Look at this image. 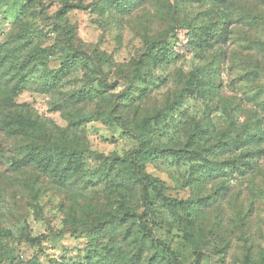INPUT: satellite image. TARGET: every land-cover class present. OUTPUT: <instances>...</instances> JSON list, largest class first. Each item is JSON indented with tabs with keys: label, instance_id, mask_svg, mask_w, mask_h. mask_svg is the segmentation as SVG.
Masks as SVG:
<instances>
[{
	"label": "rangeland",
	"instance_id": "1",
	"mask_svg": "<svg viewBox=\"0 0 264 264\" xmlns=\"http://www.w3.org/2000/svg\"><path fill=\"white\" fill-rule=\"evenodd\" d=\"M249 5L264 16V0H0V264H264V122L239 134L262 113L264 76L244 93L234 59L264 49ZM198 71L216 74L211 94L184 84ZM27 115L54 129L56 148L27 146L12 121ZM131 131L157 179L144 219L180 262L124 215L145 211L118 159L139 146ZM26 155L62 180L14 171Z\"/></svg>",
	"mask_w": 264,
	"mask_h": 264
},
{
	"label": "trees",
	"instance_id": "2",
	"mask_svg": "<svg viewBox=\"0 0 264 264\" xmlns=\"http://www.w3.org/2000/svg\"><path fill=\"white\" fill-rule=\"evenodd\" d=\"M231 9V8H230ZM244 16L246 18H248L247 20V24H249L251 27H255L257 24L263 25L264 24V16L263 14L259 13V9L257 7V5H249L248 8L244 9ZM226 19L228 20L229 17L228 15L226 16ZM241 30L243 31L244 28H241ZM207 33H205L203 36L200 34V40L204 41L206 39V35ZM209 34V32H208ZM216 33L211 34V37H214ZM246 35V34H245ZM248 38H252V36H250V32H249V36ZM70 43V42H69ZM70 48H72V45L70 43ZM261 48H264V44H261ZM254 48H251L249 50V52L247 53L246 56L242 55V52H238V51H233L232 53H229V55H232L233 57V53H234V59H237V61H239V75L237 76V80L236 82H239L238 80H240L242 82V84L239 85L240 90H243L244 93L249 92L246 88H248V84L251 85L250 83L253 81V78H255L256 76H258V74L260 73L261 75L264 76V49L261 52V55H254ZM225 55L227 54L224 53ZM249 60V61H248ZM256 70H255V69ZM254 69V70H253ZM199 73H201L202 75H200V78L197 77V74L195 75V73H190L189 78H187V80H185L184 84L188 83V82H192L195 83L197 82V85H201L203 86L204 84L208 85L207 90L209 91V93L211 94V90L214 89L217 85L216 83V78L213 72L210 74L209 77H206V75L201 72L198 71ZM210 79V80H209ZM183 84V85H184ZM99 85L101 87H105L107 88L108 85L105 82H100ZM203 88V87H202ZM245 89V90H244ZM184 90L187 91V89L184 87ZM195 91L198 92H202L201 88L199 89H193ZM250 90V89H249ZM197 92V93H198ZM184 95V94H183ZM186 95V94H185ZM228 103V102H227ZM230 105H233L232 103H228ZM229 105V106H230ZM257 106L260 107L262 106V113L259 114V111L254 110V113L252 111V116L248 117V120H245L242 124L243 129L241 128V130L239 131L240 136L244 135L245 133L250 132L251 129H249L248 127V123L253 122L255 123H262L264 122V100L262 102H257ZM237 109V108H236ZM238 112V110H237ZM229 114V113H228ZM239 114V113H238ZM18 120L19 122L22 121L23 124L25 125V127H28L29 130H27L26 132V144L27 146H32V145H37L38 147H46V146H50L53 148H56L60 142L58 141V136L55 135L54 133V129L52 128H48L46 130H44L42 127H45V124L41 121H39V119H34L31 115H27V116H22L17 118V116H14L12 118V121ZM36 128H35V127ZM14 136L17 134V131H15V128H13L12 130ZM133 136L138 140L139 142V146L137 149L134 150L135 155L132 156V153L129 152L127 154L126 157H118L119 159V163L122 164L123 166H127L130 170H131V175L135 178V180L137 181L140 189H141V199L143 202V206L145 208V211L143 214H138V213H125L124 215H129L134 217V221L133 223L137 226L138 230L143 233L144 235L148 236L149 238L152 239H156L152 228L148 225L147 221L144 219V217L148 214L149 209H151L154 206V201L152 200V191H155L157 189V187H155V183L157 181V179H154L151 175H149L148 173L144 172L142 170V168H140V162H139V158L140 155L143 154L144 150H142L141 148H143L145 146V141L143 139V137L140 134H136L133 131H131ZM222 136L223 142H226V137L225 136L227 134V131H224ZM242 138V137H240ZM243 140V139H242ZM67 139H65V143ZM225 144V143H224ZM218 147V141H214V144H211L209 146L208 149L211 150V152L215 151L216 148ZM61 148L65 151H67L68 154L71 153L72 149H70V147H67V144L65 145H61ZM47 150V149H46ZM59 149L56 150H52L49 149L47 150L48 155L50 154H55L56 151H58ZM147 151V150H146ZM148 152V151H147ZM200 150L197 151H190V150H185V157H191L194 154L196 155H201V157H203L204 160H208V163H212L211 161H209V159L206 157L207 155H204ZM75 153V152H74ZM72 155H75V154ZM168 153H164V155H167ZM72 155H68L70 157H72ZM132 156V157H131ZM27 158V155L24 157V160L21 161H15L12 164V169L14 171L19 170V169H25L26 167H33L36 170L40 171L42 176L48 177L50 179H55L56 181L58 180H62V175L57 174L55 172V170L53 169V167H49V161L46 157H44L42 160H38V161H32V160H25ZM228 162V161H225ZM164 201H169V198L164 197L163 199ZM28 241H32V242H40L41 239L40 237H27L26 238ZM155 242L157 244H159L163 250L170 255L175 261L180 262L179 257L177 256V254L172 250V248L159 240H155ZM245 264H250V260L249 258H246L245 260Z\"/></svg>",
	"mask_w": 264,
	"mask_h": 264
}]
</instances>
